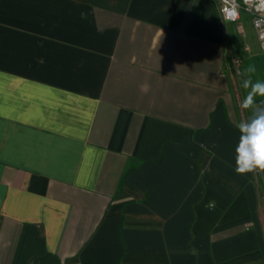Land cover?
<instances>
[{
  "label": "crops",
  "instance_id": "0c3cea01",
  "mask_svg": "<svg viewBox=\"0 0 264 264\" xmlns=\"http://www.w3.org/2000/svg\"><path fill=\"white\" fill-rule=\"evenodd\" d=\"M242 20L0 0V264H264V171H235L238 71L264 81Z\"/></svg>",
  "mask_w": 264,
  "mask_h": 264
},
{
  "label": "clouds",
  "instance_id": "9594fccd",
  "mask_svg": "<svg viewBox=\"0 0 264 264\" xmlns=\"http://www.w3.org/2000/svg\"><path fill=\"white\" fill-rule=\"evenodd\" d=\"M81 18H86V14L81 13ZM256 70L255 65H249L239 73L242 87L247 90L240 107L250 115L236 125L240 133L235 148L237 174L264 171V81L253 82L251 74Z\"/></svg>",
  "mask_w": 264,
  "mask_h": 264
},
{
  "label": "built area",
  "instance_id": "2783aa9c",
  "mask_svg": "<svg viewBox=\"0 0 264 264\" xmlns=\"http://www.w3.org/2000/svg\"><path fill=\"white\" fill-rule=\"evenodd\" d=\"M219 4L220 15L224 22H238L243 13L252 16L257 29L261 49L264 52V0H215ZM235 65L239 68L241 61L236 59ZM240 71H238V74ZM262 171H258V173Z\"/></svg>",
  "mask_w": 264,
  "mask_h": 264
},
{
  "label": "rangeland",
  "instance_id": "374dc122",
  "mask_svg": "<svg viewBox=\"0 0 264 264\" xmlns=\"http://www.w3.org/2000/svg\"><path fill=\"white\" fill-rule=\"evenodd\" d=\"M244 14H246V13H244ZM242 23L244 24V27L246 28L247 32L249 33L251 40L253 42H257L258 41V39H257L258 35H257V32L255 31V28L252 25H250L249 22H246L244 20H242ZM260 174H261V172H260Z\"/></svg>",
  "mask_w": 264,
  "mask_h": 264
}]
</instances>
